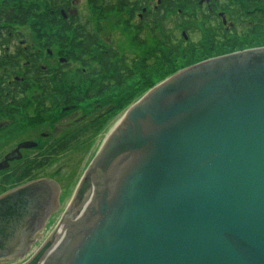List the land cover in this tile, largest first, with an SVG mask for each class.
Returning a JSON list of instances; mask_svg holds the SVG:
<instances>
[{
    "label": "water",
    "instance_id": "1",
    "mask_svg": "<svg viewBox=\"0 0 264 264\" xmlns=\"http://www.w3.org/2000/svg\"><path fill=\"white\" fill-rule=\"evenodd\" d=\"M36 147L19 145L0 171ZM52 184L0 197V237ZM30 244L0 242V262ZM41 248L27 264H264V49L192 66L133 105Z\"/></svg>",
    "mask_w": 264,
    "mask_h": 264
},
{
    "label": "rangeland",
    "instance_id": "2",
    "mask_svg": "<svg viewBox=\"0 0 264 264\" xmlns=\"http://www.w3.org/2000/svg\"><path fill=\"white\" fill-rule=\"evenodd\" d=\"M131 1L135 2L136 0ZM3 2L4 0H0V9L4 4ZM71 2V7L66 11V17L78 18L79 24L98 34L101 38L99 48L114 50L118 56H125L128 60H133L136 57L143 58L145 55L151 54L156 48L157 42L151 39L146 30L140 31L142 39L147 42L146 45L137 42L136 36L139 30L136 27L140 25L137 10L134 11L136 14L125 11L122 14L104 15L95 11L90 3L91 0H72ZM13 3L21 8L30 9L33 15L28 16L26 23L17 30L20 36L13 41L11 50L15 51L19 47H29L32 52L40 54L42 67L53 70L62 69L65 77L60 101L69 102L70 104L48 115L39 114L37 106L33 103L27 104L21 109H9L7 114L0 120V163L4 161L5 156L13 153L19 145L23 143L37 144L36 148L23 150L22 161L11 164L9 168V171H13L23 162L39 158L47 148L53 146L74 130L92 126L89 124L94 118L101 117L99 121L104 122L102 130L94 139L89 140V142L84 141L67 153L58 156L39 173L38 177L40 179L49 178L57 181L62 192L59 199V211L47 223L46 232L42 238L44 241L35 245L34 252L42 246L59 225L82 176L108 135L120 123L126 112L150 90L175 74L158 79L155 86L141 93L130 107H126L123 111L111 117L110 112L107 113V110L112 106V102L119 100L118 98L108 96L107 99L100 98L97 101H80L81 98L84 99L87 92L99 87L96 83L100 80H94L92 83L85 81V77L91 74L92 69L98 63L97 60L91 59L90 55H82L78 51H74L73 44H71L73 36L63 24L64 21H67L64 16L61 14L54 15V21L47 0H17ZM26 12L30 11L27 10ZM172 19L173 17L168 18L167 28L169 33L173 32L177 35L179 29H175ZM219 49L214 52L211 49H205L203 53H197L196 58L199 59V63H202L207 59H214L215 56H227L249 51L239 46L231 50ZM98 51L101 52L102 50L99 49ZM88 62L90 65H86ZM36 93V90L25 91L24 96L27 98L25 102L28 103ZM87 138L89 139V137ZM87 138L85 139L87 140ZM89 143L91 145L87 147ZM3 175L0 171V179ZM24 263H27V259L21 260L18 264Z\"/></svg>",
    "mask_w": 264,
    "mask_h": 264
},
{
    "label": "trees",
    "instance_id": "3",
    "mask_svg": "<svg viewBox=\"0 0 264 264\" xmlns=\"http://www.w3.org/2000/svg\"><path fill=\"white\" fill-rule=\"evenodd\" d=\"M71 1L47 0L53 14H51L52 18L54 15L61 14L62 11L66 12L71 7ZM100 1L91 0L90 3L98 14L104 15L122 14L127 6L137 5V0L135 2L131 0ZM13 2L17 0H4L0 9V120L9 109H21L31 103L37 106V111L41 115H48L70 104L60 101L65 77L62 69L53 70L42 67L40 54L32 52L29 47L11 50L13 41L20 36L17 30L26 23L28 16L33 15L30 9L21 8ZM27 10L30 12H26ZM129 10L130 14H133L136 6ZM167 21L166 14H155L140 22L139 27H136L139 30L136 36L137 42L146 45V40L142 39L140 34V31L146 30L151 39L157 42V46L151 54L143 58L136 57L133 60L118 56L114 50L99 48L101 46L99 35L79 24L78 18L70 17V20L64 21V27L73 36L71 44L74 51L82 55H90L89 57L97 60L98 63L91 74L85 77V81L92 83L94 80H100L96 83L99 87L87 92L84 99L81 98L80 101H97L100 98L107 99L108 96L118 98L119 100L115 102L111 101L112 106L107 110L112 117L126 107H130L141 93L154 87L158 79L197 65L199 63V59L196 58L197 52L191 47H181L176 43V35L173 32L169 33ZM99 49L102 53L98 51ZM28 90H36L37 93L26 103L27 98L24 92ZM118 95L121 96L117 97ZM99 119L101 117L94 118L89 124L92 125L90 127L74 130L47 148L40 158L31 163H22L10 174H4L0 179V195L37 180L38 173L56 156L67 153L84 141L89 142L94 139L104 124ZM90 145V143L87 144V147Z\"/></svg>",
    "mask_w": 264,
    "mask_h": 264
},
{
    "label": "flooded vegetation",
    "instance_id": "4",
    "mask_svg": "<svg viewBox=\"0 0 264 264\" xmlns=\"http://www.w3.org/2000/svg\"><path fill=\"white\" fill-rule=\"evenodd\" d=\"M135 6L140 22L155 14H166L167 18L173 17V25L175 29H179L175 37L176 43L181 47H191L197 53H203L205 49H211L213 52L220 50L219 48L231 50L238 46L246 50L264 49V0H137V5L127 6L126 11H130L129 9ZM208 60L211 58L205 61ZM23 152L22 150L21 155ZM22 159L10 163V166ZM33 161L32 159L23 163ZM13 171L8 169L2 173L6 175ZM41 179L53 183L55 190L42 187L35 191L29 199L34 207L29 211L27 219L22 222L20 229L18 228L13 236L8 235L6 229L0 237V242L12 240L16 234L19 238L28 240L30 245L44 241L42 238L47 223L59 211L62 191L54 179ZM55 231L46 240L54 236ZM55 239H58L57 233ZM34 247L32 246L33 249ZM41 247L33 253H31L32 248L30 250L22 247L18 253H31L34 257L41 252ZM2 252H10V247L4 246ZM48 252V249L43 250L38 255L39 258Z\"/></svg>",
    "mask_w": 264,
    "mask_h": 264
},
{
    "label": "crops",
    "instance_id": "5",
    "mask_svg": "<svg viewBox=\"0 0 264 264\" xmlns=\"http://www.w3.org/2000/svg\"><path fill=\"white\" fill-rule=\"evenodd\" d=\"M31 249V247H30ZM29 257V254H24L23 257H18L15 261L9 262V261H1L0 264H18L21 260H26ZM25 264V263H24Z\"/></svg>",
    "mask_w": 264,
    "mask_h": 264
},
{
    "label": "bare ground",
    "instance_id": "6",
    "mask_svg": "<svg viewBox=\"0 0 264 264\" xmlns=\"http://www.w3.org/2000/svg\"><path fill=\"white\" fill-rule=\"evenodd\" d=\"M118 124H119V123H118ZM115 128H116V127H115ZM115 128H114V129H115ZM114 129H113V130H114ZM113 130H112V131H113ZM112 131H111V132H112Z\"/></svg>",
    "mask_w": 264,
    "mask_h": 264
}]
</instances>
